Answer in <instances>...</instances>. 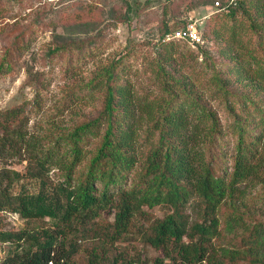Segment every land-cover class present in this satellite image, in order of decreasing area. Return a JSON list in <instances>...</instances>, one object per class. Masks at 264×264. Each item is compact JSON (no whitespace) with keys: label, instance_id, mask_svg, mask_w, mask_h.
<instances>
[{"label":"trees","instance_id":"trees-1","mask_svg":"<svg viewBox=\"0 0 264 264\" xmlns=\"http://www.w3.org/2000/svg\"><path fill=\"white\" fill-rule=\"evenodd\" d=\"M216 1L218 15L237 19L242 12L252 28L263 22V31L264 0ZM189 22L166 28L157 42L155 63L162 76L158 89L137 95L132 84L120 78L119 62L111 63L88 82L89 89L103 91L100 116L46 146L34 139L25 172L1 173V211L24 220L48 219L41 229L0 228V241L12 244L2 264H74L80 240H90L87 264H264V217L251 209L252 200L264 192H253L259 184L264 187V39L252 44L238 23L232 25L225 41L231 47L219 56L233 77L219 78L205 53L204 65L213 72L206 85L203 77L209 72H194V48L180 49L183 40H165ZM215 29L209 34H217ZM249 69L259 75L260 84L253 83L255 93L242 102L246 115L236 119L230 149L219 114L203 91L206 87L208 98L218 99L227 97L230 83L252 90L245 76ZM19 108L0 111L5 134L22 135L11 128ZM228 110L234 113L235 106L230 103ZM143 119L147 152L138 148L137 123ZM99 136L87 171L77 173L86 157L82 143ZM7 143L0 144V152ZM56 168L64 178L54 182L51 173ZM145 207L162 208L163 218L147 224L150 212ZM111 209L113 221L102 222L101 214ZM129 233L142 242L141 253L114 245ZM223 233L231 235V247L217 250L214 240ZM150 246L164 254L150 258L145 253Z\"/></svg>","mask_w":264,"mask_h":264},{"label":"rangeland","instance_id":"rangeland-1","mask_svg":"<svg viewBox=\"0 0 264 264\" xmlns=\"http://www.w3.org/2000/svg\"><path fill=\"white\" fill-rule=\"evenodd\" d=\"M215 1L0 0V111L20 107L19 117L11 128H18L22 133L16 137L15 134H5L0 127V144L4 140L8 142L7 149L0 152V175L9 169L25 172L26 166L31 163L34 139L44 140L45 143H42L46 146V143L56 141L82 122L100 116L103 91L89 89L88 82L99 78L102 75L100 71L111 63L119 62L120 78L130 82L137 95L158 89L162 76L157 74L155 50L168 27L174 29L189 21L197 22L205 42L197 49V45L180 41V49L187 46L194 48V55L198 56V61L193 64L194 72H200V75L209 72L203 77V83L213 73L204 65L205 53L214 62L219 78L233 77L225 70L224 61L219 56L225 48L231 47L225 41L232 25L238 23L240 32L246 34L252 44H259L264 39V29L259 32L263 22L252 28L251 20L242 12L237 19L218 15L213 7ZM222 1L226 3V0ZM255 17V14L250 16ZM214 27L217 34L212 36L209 31ZM245 76L250 79L247 83L252 90L245 91L242 86L230 83L226 87L228 98L218 99H209L210 91L206 87L203 91L208 103L219 114L226 132L224 139L228 140L230 149L236 139L233 134L236 119L246 115L242 112V102L246 95L255 93L253 83H259L260 79L253 69L247 70ZM195 83L204 88L198 81ZM205 84L208 85L207 82ZM230 103L235 106L234 113L228 110ZM138 125V148L145 150L147 120H141ZM101 139L99 136L84 140L82 144L86 157L76 168L77 173L87 171ZM51 178L54 182L62 180L61 168H56ZM256 190L264 191V187L259 184L253 192ZM251 206L254 214L264 217V192L252 200ZM145 208L150 212L147 224H153L164 216L160 207ZM113 219L112 209L103 212L100 217L104 223ZM47 220H24L15 213L0 210V228L3 230L30 229L31 226L46 228ZM223 234L220 239L214 240L217 250L222 246L231 247V235ZM131 236L127 234L114 245L129 249L131 254L141 253L144 249L142 242ZM77 242L74 264H87L85 249L90 246V240ZM11 246L0 241V264ZM145 253L153 258L163 255L164 251L150 246ZM165 264H170V260H166ZM239 264L250 263L240 261Z\"/></svg>","mask_w":264,"mask_h":264},{"label":"built area","instance_id":"built-area-1","mask_svg":"<svg viewBox=\"0 0 264 264\" xmlns=\"http://www.w3.org/2000/svg\"><path fill=\"white\" fill-rule=\"evenodd\" d=\"M219 2H216V6H219ZM183 40L191 44L203 43L202 33L196 21H190L185 27H182L174 32L166 35L165 40ZM50 264H53L52 262ZM137 264V263H134Z\"/></svg>","mask_w":264,"mask_h":264}]
</instances>
